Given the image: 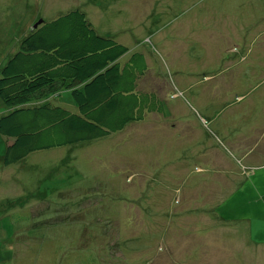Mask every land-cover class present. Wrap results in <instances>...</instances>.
I'll return each mask as SVG.
<instances>
[{
	"label": "rangeland",
	"instance_id": "obj_1",
	"mask_svg": "<svg viewBox=\"0 0 264 264\" xmlns=\"http://www.w3.org/2000/svg\"><path fill=\"white\" fill-rule=\"evenodd\" d=\"M75 9L144 56L165 115L7 167L0 136V264H264L242 246L264 242V0H0V69Z\"/></svg>",
	"mask_w": 264,
	"mask_h": 264
},
{
	"label": "trees",
	"instance_id": "obj_2",
	"mask_svg": "<svg viewBox=\"0 0 264 264\" xmlns=\"http://www.w3.org/2000/svg\"><path fill=\"white\" fill-rule=\"evenodd\" d=\"M127 53L122 43L98 35L79 9L26 34L0 69L3 166L106 138L150 114L164 116L157 89L140 86L148 74L144 56L136 52L122 63ZM63 89H70L76 112L55 104ZM78 264L100 263L89 255Z\"/></svg>",
	"mask_w": 264,
	"mask_h": 264
},
{
	"label": "crops",
	"instance_id": "obj_3",
	"mask_svg": "<svg viewBox=\"0 0 264 264\" xmlns=\"http://www.w3.org/2000/svg\"><path fill=\"white\" fill-rule=\"evenodd\" d=\"M222 188H226V187H221L220 190H218L219 192L221 191ZM218 192V193H219ZM227 202V199L226 198H223L222 202L218 201V204L221 205V204H225ZM218 205V206H219ZM223 206V205H222ZM220 206V207H222ZM219 207V208H220ZM215 208V207H214ZM218 209V208H217ZM217 218V217H216ZM219 219V218H217ZM221 221H223L222 219H220ZM224 222V221H223ZM242 230V228H241ZM252 234H251V229L249 230V235H248V239H247V232L246 234L244 235V240L242 241V246L245 250H248V249H251L253 251L251 252H257L256 250H254L253 248L256 247V248H264V242H261V243H255V242H252ZM250 243H252V245H250ZM264 250V249H263Z\"/></svg>",
	"mask_w": 264,
	"mask_h": 264
},
{
	"label": "water",
	"instance_id": "obj_4",
	"mask_svg": "<svg viewBox=\"0 0 264 264\" xmlns=\"http://www.w3.org/2000/svg\"><path fill=\"white\" fill-rule=\"evenodd\" d=\"M41 22H43V21H42V20H39L38 22H36V23L33 25L32 29H36L37 26H38Z\"/></svg>",
	"mask_w": 264,
	"mask_h": 264
}]
</instances>
